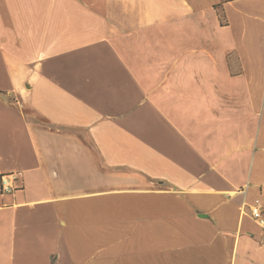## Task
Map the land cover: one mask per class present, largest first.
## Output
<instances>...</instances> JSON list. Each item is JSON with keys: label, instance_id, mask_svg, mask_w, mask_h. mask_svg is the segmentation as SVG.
Here are the masks:
<instances>
[{"label": "crops", "instance_id": "1", "mask_svg": "<svg viewBox=\"0 0 264 264\" xmlns=\"http://www.w3.org/2000/svg\"><path fill=\"white\" fill-rule=\"evenodd\" d=\"M220 3L0 0V264H264V0Z\"/></svg>", "mask_w": 264, "mask_h": 264}, {"label": "built area", "instance_id": "2", "mask_svg": "<svg viewBox=\"0 0 264 264\" xmlns=\"http://www.w3.org/2000/svg\"><path fill=\"white\" fill-rule=\"evenodd\" d=\"M22 179L21 173H12L0 178L1 191L11 193L17 190L15 183ZM247 212L251 219L259 226L264 235V205L259 199H255L250 205H247Z\"/></svg>", "mask_w": 264, "mask_h": 264}, {"label": "trees", "instance_id": "3", "mask_svg": "<svg viewBox=\"0 0 264 264\" xmlns=\"http://www.w3.org/2000/svg\"><path fill=\"white\" fill-rule=\"evenodd\" d=\"M224 1H226V0H221V3L219 4V8L221 7V5H222V3L224 2ZM221 10L219 11V17L221 18Z\"/></svg>", "mask_w": 264, "mask_h": 264}]
</instances>
